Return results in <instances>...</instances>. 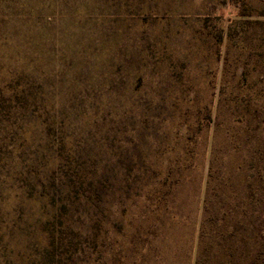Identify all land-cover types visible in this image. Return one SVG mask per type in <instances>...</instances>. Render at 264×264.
<instances>
[{"label":"rangeland","instance_id":"1","mask_svg":"<svg viewBox=\"0 0 264 264\" xmlns=\"http://www.w3.org/2000/svg\"><path fill=\"white\" fill-rule=\"evenodd\" d=\"M0 264H264V0H0Z\"/></svg>","mask_w":264,"mask_h":264}]
</instances>
